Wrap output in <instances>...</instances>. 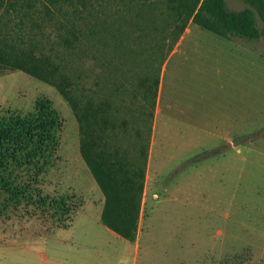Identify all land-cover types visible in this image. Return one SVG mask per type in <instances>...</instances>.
<instances>
[{
    "label": "rangeland",
    "instance_id": "rangeland-1",
    "mask_svg": "<svg viewBox=\"0 0 264 264\" xmlns=\"http://www.w3.org/2000/svg\"><path fill=\"white\" fill-rule=\"evenodd\" d=\"M100 9L123 41L101 51L111 64L97 65L93 97L110 101L120 145L149 154L135 263L264 264V34L223 37L189 22L174 40L180 23L168 0H110ZM39 97L51 100L56 125L35 163L15 170L18 196L0 193V264H75L80 242L104 247L109 238L89 233L104 228L102 193L70 106L48 82L0 67V110L31 111ZM60 197L66 211L50 205Z\"/></svg>",
    "mask_w": 264,
    "mask_h": 264
},
{
    "label": "trees",
    "instance_id": "trees-1",
    "mask_svg": "<svg viewBox=\"0 0 264 264\" xmlns=\"http://www.w3.org/2000/svg\"><path fill=\"white\" fill-rule=\"evenodd\" d=\"M40 1L43 9L34 10L31 0H0V6L6 3L0 14V67L46 81L62 95L78 123L80 155L103 195L100 221L135 241L148 151L129 154L114 138L117 127L110 101L93 97L99 86L97 65L106 69L111 64L101 51L110 39L118 44L123 41L120 29L110 26V15L100 9L110 0ZM168 1L180 23L175 24L174 40L189 22L223 37L264 34V0H241L245 6L239 10L227 8L226 0ZM3 11L15 20H2ZM28 20L29 31L25 28ZM88 78L95 88L86 84ZM55 125L56 115L47 97L37 98L31 111L0 110V193L11 199L18 196L21 188L15 170L35 163ZM50 205L67 210L62 197L52 198Z\"/></svg>",
    "mask_w": 264,
    "mask_h": 264
},
{
    "label": "crops",
    "instance_id": "crops-1",
    "mask_svg": "<svg viewBox=\"0 0 264 264\" xmlns=\"http://www.w3.org/2000/svg\"><path fill=\"white\" fill-rule=\"evenodd\" d=\"M148 159H149V154L147 155V160H146V168L148 164ZM145 168V177L146 175V169ZM144 177V179H145ZM143 192H144V185H143ZM142 192V193H143ZM142 198L141 197V203H142ZM97 205L99 206V210L101 212L102 205H103V195L101 200L97 201ZM139 217H140V212H139ZM139 220V218H138ZM99 221H100V213H99ZM73 222V221H72ZM101 223V221H100ZM72 224V223H71ZM70 224V225H71ZM102 226H100L97 230H92L89 231L91 234H97V236H103L104 234L109 236V238L106 239L105 242H103L104 247H99L102 244V241L98 244L96 242L92 241L89 242H80L78 247H77V260L75 264H136V259L137 255H135L137 249H138V237L135 241H130L132 243V246L128 245L127 239L123 238L113 230L109 229L107 226H105L103 223H101ZM70 225L62 228H67ZM96 231V232H95ZM100 231V232H99ZM138 234V230H137ZM95 238V236H94ZM99 238V237H97ZM98 240V239H97ZM111 241L119 243V246H121V249H125V253L122 252V250L117 253L112 247H111ZM129 248V252H128ZM55 264H67L65 262L55 260ZM74 264V263H73Z\"/></svg>",
    "mask_w": 264,
    "mask_h": 264
}]
</instances>
